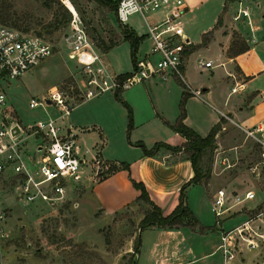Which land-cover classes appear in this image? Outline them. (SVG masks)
Here are the masks:
<instances>
[{"label":"rangeland","instance_id":"rangeland-1","mask_svg":"<svg viewBox=\"0 0 264 264\" xmlns=\"http://www.w3.org/2000/svg\"><path fill=\"white\" fill-rule=\"evenodd\" d=\"M42 1L0 0L20 20L28 22L30 27L27 31L39 30L40 36L53 46L48 56L20 76L1 81L5 100L0 105V121L14 119L19 124L24 162L28 168L33 169L35 162L45 153V141L38 131L32 132L33 126L60 114L53 102L43 101L49 87L55 85L67 97L70 106L68 114L56 118V123L60 126L71 125L74 149L82 162L73 176L64 178L62 198L51 203L42 199L23 202L13 189L16 180L12 177L4 180L2 186L9 187V190L3 189L0 196V264H130L133 259L132 240L137 234L136 223L146 205L141 201H134L110 214L103 211L93 198L91 188L95 180L109 173L110 166L101 163L98 154L106 160L126 161L135 148L140 147H131L128 144L130 141V144L137 140L143 143L144 139L157 135L153 126L159 122L165 124L161 118L174 111L172 91L165 90L161 85L170 79L177 84V80L170 76L165 81H160L154 75L120 90L116 96L106 91L83 99L75 87L79 66L66 44L68 24L54 28L52 21L55 14L59 20L62 17L56 13L55 6H46ZM60 1L75 10L90 38L95 41H117L102 53L109 69L115 73L130 71L134 58L148 51L150 40L145 34V23L138 13L128 15L126 21L119 24L114 12L91 0ZM226 2L223 11L227 26L237 29L246 40L264 33V0ZM210 8L207 7V12L203 15L206 18L204 21L210 20ZM239 8L247 10L250 25L240 15L233 18ZM157 13V10L147 12L146 18L149 21L155 20ZM181 25L189 32L190 37H197L198 29L195 24L187 21ZM122 28L141 35L136 42L133 58L128 40L121 37ZM216 45V38L210 40V46ZM207 52L203 51L196 57L205 60L204 57L210 56ZM220 68L216 66L213 70L219 71ZM189 71L193 77L198 74L197 67L191 63ZM136 86H141V89L130 92V96L129 93L126 94ZM211 87L212 96L216 98L222 89L215 81ZM240 92L242 90L237 89L232 96ZM30 98L39 103L28 106ZM124 102L131 117L129 128ZM251 138L224 118L215 132L212 146L204 148L198 160L201 169H209L206 181L209 182V188L205 187L209 196L218 187H223L226 193L241 192L249 187L254 193L253 198L237 204L235 208L238 212L230 217L224 216L225 219L228 218L224 227L239 221L237 217L232 218L240 212L250 214L251 211H247L245 207L250 208L257 203L261 208L264 207V198L261 199L263 195L259 191L264 186V172H260L256 178L249 169L258 158L257 144ZM200 207L202 213L198 222L220 227L223 219L216 223L206 199L200 203ZM263 254L264 242L253 249H247L241 243L235 258L237 256L241 261L248 259L255 264Z\"/></svg>","mask_w":264,"mask_h":264},{"label":"crops","instance_id":"crops-1","mask_svg":"<svg viewBox=\"0 0 264 264\" xmlns=\"http://www.w3.org/2000/svg\"><path fill=\"white\" fill-rule=\"evenodd\" d=\"M182 2L184 9L181 14V24L188 21L195 24L198 29L197 37L193 38L182 27L188 40L182 53V69L187 84L190 87L199 88L201 91L200 96L188 93L185 97L183 122L200 135H205L210 127L219 120V117L237 125L243 132V129H252L257 124L264 126V33L256 38L250 37L246 40L237 29L227 26L223 11L224 4H227L226 0H182ZM207 7H211L210 20L204 21L206 18H203V15L207 12ZM164 11V9L157 10L156 18H160ZM218 16L219 21L217 20ZM240 18H245L246 23L250 25L249 16ZM232 30L238 33L247 47L243 51L230 55L227 53V48ZM202 34L204 37L208 35L203 41L201 40ZM215 38L217 39L216 47L210 46V40ZM203 51H208L210 56L204 57V59L210 60V65L201 69L197 68L198 74L193 77L189 71V64L195 65V57ZM216 66L221 67L219 71L213 70ZM195 67L197 66L195 65ZM173 78L177 80V78ZM166 79L159 80L165 81ZM214 81L222 89L216 98L212 96L211 84ZM176 82L177 84H174L170 79L161 85L165 90L172 91L174 103V111L165 114L161 118L162 122H172L178 114L177 100L180 98L183 87L178 81ZM150 85L147 86L149 89ZM232 87L233 90H231ZM139 88L141 89V86H136L126 94L129 93L130 96V92H135ZM237 89H241L242 92L232 96ZM220 112H223L225 117ZM68 125L66 128H70L72 132L71 125ZM153 128L157 135L143 140L146 147L151 146L155 141H163L170 145H180L184 141V137L171 130L166 123H156ZM259 134L254 132V135L258 136ZM130 143L128 144L131 147L137 146ZM98 156L99 161L105 165H116L120 161L127 164V168H117L107 173L105 177L95 180L91 188L93 198L107 214L120 210L137 195L138 189L132 186L129 177L140 180L148 197L159 206L162 213H168L177 203L180 185L193 173L190 161L182 150L171 151L158 148L152 154H144L139 147L135 148L133 154L126 161L106 160L100 154ZM254 177L257 178L259 175L254 174ZM206 186L209 188V182H206L205 185L190 183L185 187L187 206L199 221L202 213L200 203L205 199L208 203L211 198L207 193ZM259 191L262 193L261 199H263L264 192L262 189ZM258 204L245 208L250 211ZM235 212L238 211L233 213ZM246 214L244 211L240 212V216H233L232 219L237 217L239 219L235 222L237 224L246 217ZM225 218L222 220L223 222L221 221L220 227L214 226L215 228L210 230H198L197 225L193 227L188 225L178 227L151 225L137 230L139 244L137 251L133 252L130 264H220L219 232L223 228L231 227L223 226L228 220ZM200 224L203 225V223ZM234 259L232 264H252L248 259L241 261L237 256Z\"/></svg>","mask_w":264,"mask_h":264},{"label":"built area","instance_id":"built-area-1","mask_svg":"<svg viewBox=\"0 0 264 264\" xmlns=\"http://www.w3.org/2000/svg\"><path fill=\"white\" fill-rule=\"evenodd\" d=\"M164 9V14L149 21L146 13ZM184 9L182 0H117L115 17L119 23L126 21L127 16L138 13L145 23V34L149 38V48L142 56L134 58L132 69L128 72L115 73L107 63L89 35L84 31L79 15L68 7V33L66 44L79 66V73L75 78V87L79 96L90 98L102 92H119L136 82L143 81L156 75L164 80L173 76L180 80L185 89L193 95L200 96L199 88L190 87L185 81L182 69V53L188 43L181 25V14ZM247 16L245 8H239L233 15ZM52 44L42 36L27 30L0 23V83L7 78H15L37 64L42 58L52 52ZM198 69L210 65V60L196 57L194 60ZM234 88L232 87L231 90ZM55 85L49 87L43 101L53 102L60 110L59 116L68 114L69 104ZM5 95L0 85V105L4 103ZM39 101L30 98L28 106H34ZM225 117L223 112H220ZM56 118L41 121L33 126V133L39 132L44 139L45 153L35 162L33 169L24 162L22 149L23 138L21 128L14 120L0 121V196L2 186L7 177L16 180L13 187L15 195L23 202L35 199L49 200L50 203L59 200L64 192V178L73 176L78 169L80 159L74 149V133L66 125L60 126ZM18 130L15 131L14 126ZM259 145L257 160L249 166L256 176L264 170V126L257 124L252 129H243ZM254 132L260 133L258 136ZM38 175V178L35 176ZM254 197L251 189L241 192L226 193L223 187L214 190L209 201V209L215 217L216 223L236 211L237 204ZM264 207L251 210L250 214L239 223L221 229L218 247L220 250V264H232L239 245L245 248H257L264 242ZM224 217V218H223ZM258 264H264V254Z\"/></svg>","mask_w":264,"mask_h":264},{"label":"trees","instance_id":"trees-1","mask_svg":"<svg viewBox=\"0 0 264 264\" xmlns=\"http://www.w3.org/2000/svg\"><path fill=\"white\" fill-rule=\"evenodd\" d=\"M91 1H93L100 7H103L110 12H114L117 0H91ZM42 3L50 7L55 6V8L57 9L56 13L60 14V16L62 17V19L59 20L57 19V14H55V17L52 21L54 28H56L58 25L65 26V24H68V20L70 18V12L68 11L67 9L68 7L65 4H63L60 0H43ZM217 20L219 21V16ZM0 23L11 25L20 28L22 30H29L30 27L28 25V22H23L22 20H20V17L15 16L12 13V11L9 10L8 6L6 4L4 5L1 2H0ZM32 32L41 35V32L39 30L34 29ZM121 37L122 39L128 40L129 45L131 47V57L133 58L136 42L138 39L141 38V35L135 34V32L131 29L122 28ZM201 38L202 41L205 40L204 34H202ZM92 41L95 47L101 52H105L109 47H111L113 44L117 42L116 40H111V39H108L107 41H104L102 39H98L97 41H95L94 39H92ZM246 47L247 46L244 43L243 39L238 35L236 31L232 30L231 39L227 48V53L233 55L235 53L245 50ZM177 81L183 87L177 104L178 114L176 115V117L172 122H166L164 120L163 121L168 125V127L171 130L177 132L182 137H184V141L180 145H170L163 141H155L149 147H146L139 140L134 141L133 144L140 146L144 154H152L158 148H164L171 151L182 150V152H184V154L190 161V165L192 167L193 173L185 182H183L180 185L178 190L177 203L168 213H162L159 206L156 205L148 197L147 191L145 190V187L140 180H134L133 178L129 177L132 186L138 189V193L134 197V199L131 202L125 204L124 207L130 205L134 201H141L146 205V207L143 209L142 215L140 216L138 222L136 223V229L138 231L144 227L151 225L159 226V227H178L182 225H188L193 227L194 225H197L198 230L215 228L214 227L215 225L203 226L200 223H198L197 218L193 215V213L187 206L186 198H185V187L190 183H199L205 185L207 178L209 177V169L207 167L201 169L198 160L204 148L207 147L210 148L212 146L215 132L220 126L222 117H219V120L210 127V129L205 135L198 134L190 126L185 124L183 122L184 100L189 92L185 89L184 84L180 80L177 79ZM113 94L114 96H116L118 92H114ZM124 105L127 108V128H129L131 123V117L129 113V108L125 102ZM257 147L259 149L258 144ZM108 166H110L109 172L116 170L117 168H127V164L122 161L118 162V164L116 165L109 164ZM261 172L263 173L264 170H261ZM262 191L264 192V186L262 187ZM259 208L260 205L258 204L252 210H258ZM138 244H139V235L137 233L132 240L131 248L133 252L137 251Z\"/></svg>","mask_w":264,"mask_h":264},{"label":"water","instance_id":"water-1","mask_svg":"<svg viewBox=\"0 0 264 264\" xmlns=\"http://www.w3.org/2000/svg\"><path fill=\"white\" fill-rule=\"evenodd\" d=\"M14 128H15V131H17V130H18V128H17V126H16V125L14 126Z\"/></svg>","mask_w":264,"mask_h":264}]
</instances>
